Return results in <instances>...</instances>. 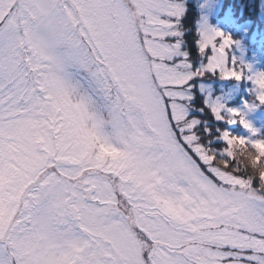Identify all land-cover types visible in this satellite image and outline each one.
Instances as JSON below:
<instances>
[{
	"label": "snow or ice",
	"instance_id": "snow-or-ice-1",
	"mask_svg": "<svg viewBox=\"0 0 264 264\" xmlns=\"http://www.w3.org/2000/svg\"><path fill=\"white\" fill-rule=\"evenodd\" d=\"M181 0H0V264H264V172L240 109L223 121L222 167L190 117L189 81L240 80L231 36L182 48ZM264 103V73L248 76ZM199 111L204 112L201 107ZM227 113V115H225ZM264 161L258 153L253 163Z\"/></svg>",
	"mask_w": 264,
	"mask_h": 264
},
{
	"label": "rangeland",
	"instance_id": "rangeland-1",
	"mask_svg": "<svg viewBox=\"0 0 264 264\" xmlns=\"http://www.w3.org/2000/svg\"><path fill=\"white\" fill-rule=\"evenodd\" d=\"M187 1H193L200 12V17L197 21L198 31L204 27L211 26L229 34L233 41V44L227 50L229 61L232 62L234 60L238 68L246 66L245 75L240 80H224L214 74H205L202 78L200 76L193 77L189 81V86L185 89V95L191 97L190 100L185 101L188 114L192 111L190 102L194 98L193 88L198 87L202 91L203 97L205 96L204 101L207 100L208 103H211L218 100L225 108L234 107L240 109L243 119L248 121L256 130L255 134H252L239 123L232 124V129L233 127L234 129L237 128L239 135L249 138H264V103H260L255 99L253 81L248 79V76L264 73V37L260 36L258 38L254 35L249 39L248 31L252 23L247 19L237 23L233 17L229 16L228 7H224L227 10L224 18L211 20V17L221 7L220 0H181L184 7ZM263 7L264 0L261 1V8ZM211 21L214 25L211 24ZM183 41L181 37L182 48ZM195 55L197 54L195 53ZM190 62L193 65L191 60ZM202 63L203 61L193 65V67H198ZM208 76L211 77L208 83L202 81L204 77L208 78ZM255 147L257 153H264V145L257 144ZM253 184L258 185V183L254 182Z\"/></svg>",
	"mask_w": 264,
	"mask_h": 264
},
{
	"label": "trees",
	"instance_id": "trees-1",
	"mask_svg": "<svg viewBox=\"0 0 264 264\" xmlns=\"http://www.w3.org/2000/svg\"><path fill=\"white\" fill-rule=\"evenodd\" d=\"M261 1L262 0H222L223 7H229L231 9L232 15L235 17L237 22L246 21L245 19H247L250 23H252L250 24V29L248 31L250 35L249 39L254 35L258 38H260V36L264 37V7L261 8ZM185 8L184 20L181 24L182 39L184 40L183 49L189 52V59L193 62V65H197L202 62L203 59H197V55H195L196 51L192 44V38L194 34L198 32L197 21L200 14L193 1L187 2L185 4ZM203 79L204 80L202 81L208 83L211 77L208 76V78L204 77ZM193 93L194 98L190 102L192 111L189 116L200 118L201 124L198 126L199 131H202L204 121H208V125L212 126L213 131L208 135L201 136V139L208 142V147L213 149L214 153L217 156V159H227L225 155V143L222 140L215 138L219 136V133L215 131V128L217 126H225V123L223 121H214L209 118L207 106L205 105V101L203 100L205 99V96L203 97L202 91H200L198 87L193 88ZM201 107L205 109L204 112L199 111ZM225 115H227V113H225ZM226 126L234 134L239 135L237 128L234 129L233 127L232 129V125ZM235 145L236 144L233 145V149L235 148ZM230 164L234 167L237 166L235 156L234 159L230 161ZM241 170L244 174H249V170L243 168H241ZM252 179L254 183H259L258 178L253 177Z\"/></svg>",
	"mask_w": 264,
	"mask_h": 264
},
{
	"label": "clouds",
	"instance_id": "clouds-1",
	"mask_svg": "<svg viewBox=\"0 0 264 264\" xmlns=\"http://www.w3.org/2000/svg\"><path fill=\"white\" fill-rule=\"evenodd\" d=\"M233 154L236 158V163L243 169L249 170L248 176L251 178L256 177L259 179L260 173L264 172V161L259 164H254L253 160L258 155V153L249 147H244L239 144L235 145L233 149ZM223 159H216V165L218 167L223 166ZM260 187L264 188V181L260 182Z\"/></svg>",
	"mask_w": 264,
	"mask_h": 264
}]
</instances>
